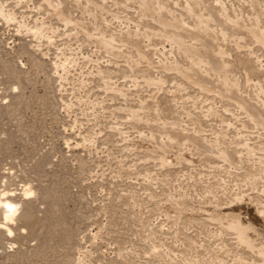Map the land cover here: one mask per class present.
I'll return each mask as SVG.
<instances>
[{
  "label": "rangeland",
  "instance_id": "obj_1",
  "mask_svg": "<svg viewBox=\"0 0 264 264\" xmlns=\"http://www.w3.org/2000/svg\"><path fill=\"white\" fill-rule=\"evenodd\" d=\"M54 1L81 33L45 0H0V264H264V188L245 185L252 173L264 181V130L237 101L264 117V43L248 34L256 28L264 40V13L252 15L255 26L239 0H194L216 19L241 12L248 25L231 41L206 38L217 68L197 74L223 88L230 68L233 97L191 83L181 69L195 66L165 36L132 38L144 58L134 73L87 39L157 32L127 0H79L99 10L96 21L74 0ZM159 1L165 19L179 14L195 30L183 0ZM243 203L257 219L249 238L235 232L232 209Z\"/></svg>",
  "mask_w": 264,
  "mask_h": 264
},
{
  "label": "bare ground",
  "instance_id": "obj_2",
  "mask_svg": "<svg viewBox=\"0 0 264 264\" xmlns=\"http://www.w3.org/2000/svg\"><path fill=\"white\" fill-rule=\"evenodd\" d=\"M47 7L51 8L49 10L51 16H55L57 18V20L61 21L62 23H64L65 26L72 24L71 20L69 17H66L62 11L60 10V7H58V4L56 1L54 0H45ZM163 1V0H162ZM181 1V0H180ZM199 1V0H198ZM238 1V0H237ZM52 2L54 4H52ZM76 6L78 9L81 10L82 14H87L88 16H90L94 21H96L97 19H100V13L99 10L96 9V7L91 8V6L89 5L88 2H85V5L80 7V2L79 0H74ZM127 2L135 5V7L138 9V15L139 18L141 19L140 21H142L143 18H147L149 20H152L155 22V24L158 27L157 32H152L150 31V33L147 32H139V29H137L135 31V34H128L127 38L125 39V42L128 41V43H123L124 40H115L114 38L111 37H105L101 32H97V36H86L87 39H89L90 41L94 42L95 45L101 50L103 49L105 53H107L110 56L116 57V58H122L123 61L125 63H127V65L130 68V71L132 73L136 72V63L134 62H138L143 60V55L141 53L140 48H138L137 44L140 43L138 42V40L135 42L132 40V38H136L139 37V35L146 40H149L151 37L156 36V34L160 35V36H165V39L171 44V47L176 48L175 50L177 51V53L180 55V57L182 56L186 61H191L192 64L195 66V68H182L181 70L183 71V74H186V78L194 84V81L196 82H200L203 85H199L200 89H203L205 87V85H208V87H211L213 89H218L220 92H224L225 95V91L228 92L229 94H233V92H235V85L232 81V78H230L229 80V76L228 73H230V68L228 70H226V67H224L222 69V73L220 72V74H222L224 77L220 79L221 83L223 84V88H219L218 87V83L215 84L217 86H213V82L208 81L206 79H203L201 76H206L207 72L209 71L211 72V70L213 72H215L214 70L217 68V66L215 67L214 64L217 61H212L211 58H213L211 56V51L210 49L211 44L213 42H215L216 44H218L219 42H221L222 39H227V41H231L229 39V37L231 38V36H238L237 34V29L239 30V28H243V29H248V25L246 26L243 22V20H240L239 17L241 16L240 13L238 12L235 14V18L237 19L236 21H231L229 17H224L223 15H217L220 16L222 18L221 19H216L214 17L213 12L210 13L207 10H204L206 8H202V4L200 5L202 9H200V7L198 6V4H196L194 2V0H183L184 2V7L183 9H188L189 11H187V13L191 16V18L194 20V25H195V30H190L188 27V30H186L184 28V24L182 23V19L179 15L177 17V15H173L170 17V20H167L164 18V13H165V8L163 6V3L160 2L159 0H127ZM201 2V1H200ZM206 2V1H204ZM239 2H243L245 5L248 4L251 16L252 15H257L259 13H264V0H239ZM238 2V4H239ZM126 3V2H125ZM236 3V2H235ZM121 4V3H120ZM207 4V3H206ZM220 4V3H219ZM237 4V5H238ZM45 5V6H46ZM236 5V4H234ZM240 5V4H239ZM243 5V4H242ZM221 6L223 7V4H221ZM220 6V7H221ZM207 7V6H206ZM219 7V6H218ZM220 8V9H226V8ZM231 7V6H230ZM244 7V5H243ZM48 8V9H49ZM127 8V7H126ZM215 8V7H214ZM235 8V7H234ZM247 8V7H246ZM92 9V11L90 10ZM133 9V8H132ZM262 9V11H261ZM213 9H211L212 11ZM235 10V9H234ZM238 10V8L236 9ZM243 10V8H242ZM248 11V10H247ZM215 12V11H214ZM249 12V11H248ZM247 12V13H248ZM197 14V16H194L192 14ZM248 13V14H250ZM262 13V14H263ZM217 14V13H216ZM10 15V14H9ZM261 15V14H260ZM246 16V15H245ZM244 16V20L246 19ZM249 16V15H248ZM253 17L252 19V24H254L255 26H257L258 21L257 19H255V17ZM12 17V16H11ZM10 16L5 17V19H7L9 21V19L11 18ZM243 17V16H242ZM262 17V16H261ZM127 19V18H126ZM227 19V20H226ZM233 19V18H232ZM6 20V22H7ZM248 20H251L248 18ZM80 22V21H79ZM246 22V20H245ZM223 23H228L230 24L229 26L233 27H237L234 28V30H231V27H226L223 25ZM227 24V25H228ZM247 24V23H246ZM71 26H73L74 28V32H80L81 33V27H79L78 24H72ZM186 27V26H185ZM155 29H157L155 27ZM97 30V29H96ZM99 30V29H98ZM171 30V31H168ZM248 34L253 37L257 43L259 44H263L264 40L261 37V35H259V30L256 28H251L248 29ZM36 31V30H35ZM83 31V29H82ZM102 31V29H101ZM143 31V30H142ZM176 33H175V32ZM178 31V32H177ZM182 32H185L186 35L184 36ZM240 31V30H239ZM41 32V31H40ZM85 32V31H84ZM149 32V31H148ZM240 33V32H239ZM85 34V33H84ZM263 34V33H262ZM87 35V34H86ZM110 36V35H109ZM240 37V36H239ZM116 38V37H115ZM118 38V37H117ZM121 38V37H120ZM140 38V37H139ZM206 38H209L212 43H210L209 41L206 40ZM119 39V38H118ZM127 39V40H126ZM138 39V38H137ZM142 39V40H143ZM242 39V38H241ZM233 41H239L240 38H236V39H232ZM138 42V43H137ZM142 42V41H141ZM135 43H137L136 45H134ZM214 44V43H213ZM139 45V44H138ZM141 45V44H140ZM221 45V44H220ZM118 46H124L125 47V51H121V50H117ZM217 47V46H216ZM221 47V46H220ZM155 48V47H154ZM217 49V48H216ZM132 50V51H131ZM134 50V51H133ZM214 50V49H213ZM219 50V49H218ZM216 51V50H215ZM221 51V48L219 50V52ZM225 51V50H224ZM217 52V51H216ZM224 53V52H223ZM177 54V55H178ZM215 55H217L215 53ZM214 55V56H215ZM220 55V54H218ZM222 55V54H221ZM220 58V56H219ZM222 58V57H221ZM224 59V57H223ZM222 59V60H223ZM176 60V59H174ZM172 60V61H174ZM180 60V59H178ZM222 60L221 61L222 63ZM172 63V62H171ZM184 63V62H183ZM199 63H203V64H209V69L208 70H204L203 72H201L197 67ZM218 63V62H217ZM217 63L215 65H217ZM224 63V60H223ZM226 63V62H225ZM224 63V64H225ZM240 63V62H239ZM138 64V63H137ZM168 64V63H167ZM180 64V63H179ZM177 64V65H179ZM182 64V63H181ZM228 65V64H226ZM167 66V65H166ZM169 66V65H168ZM167 66V67H168ZM221 66V65H220ZM219 66V68H220ZM64 67V66H63ZM173 67H175L176 69H178V66L173 65ZM181 67V66H180ZM179 67V68H180ZM244 67V66H243ZM172 68V67H171ZM242 68V66H241ZM219 70V69H217ZM179 71V70H178ZM235 71V70H234ZM212 72V73H213ZM218 72V71H217ZM246 72V71H245ZM131 73V74H132ZM198 73H202L203 75L199 76L197 75ZM234 73V72H233ZM101 74V79L103 80V82L105 83L104 88L105 91L108 92L113 90L114 87L112 85V81H110V76L108 74H104V73H100ZM206 74V75H205ZM216 75V74H215ZM219 75V73L217 74ZM211 76V75H210ZM226 76V77H225ZM231 76V74H230ZM209 77V76H208ZM245 77V76H244ZM145 78V77H144ZM147 78V77H146ZM211 78V77H209ZM213 78V77H212ZM216 78H218L216 76ZM215 78V79H216ZM245 79V78H244ZM247 79V77H246ZM211 80V79H210ZM213 80V79H212ZM228 82L232 81V83H228ZM234 80V79H233ZM239 80V79H238ZM218 81V80H217ZM146 82V81H145ZM235 82V81H234ZM237 82V81H236ZM146 83L151 84L153 83V81H147ZM199 83V84H200ZM221 84V85H222ZM195 85V84H194ZM210 85V86H209ZM238 85V84H237ZM261 87V86H260ZM237 88V87H236ZM204 90V89H203ZM234 90V91H233ZM260 93V92H259ZM237 94V92L235 93ZM258 95V94H257ZM256 95V96H257ZM229 96V95H227ZM234 97V95H232ZM231 96V97H232ZM236 96V95H235ZM239 96V95H237ZM241 96V95H240ZM230 97V96H229ZM232 97V98H233ZM242 97V96H241ZM240 97V99H237V101L241 104L240 108L244 111L245 115L250 119V121L254 124V126H256L259 130L263 131L264 130V117L262 116L263 114H259L257 111H254L249 105L248 103H245L243 100H241L242 98ZM246 97V96H245ZM250 97V96H249ZM236 98V97H235ZM234 99V98H233ZM257 99V98H256ZM259 99V97H258ZM235 100V99H234ZM252 102V101H251ZM258 102V101H257ZM259 103V102H258ZM251 104V103H250ZM260 104V103H259ZM262 106L264 108V104L262 103ZM255 108V107H254ZM258 110V109H256ZM143 112V110H142ZM145 112V111H144ZM132 113V112H131ZM143 114L141 112H133L132 113V118L134 121H137L138 118H143ZM148 116L150 114L146 113ZM161 118L159 115L156 117H154V119H158ZM163 120V119H162ZM156 123V122H155ZM159 124V123H158ZM152 128V127H151ZM167 128V127H166ZM160 130V129H159ZM164 130V129H163ZM168 131V130H167ZM159 132V131H158ZM150 133V132H149ZM171 135V134H170ZM173 137V135L171 136ZM148 138H150L148 136ZM152 138V137H151ZM175 138V137H174ZM180 138V137H179ZM178 138V139H179ZM150 140V144L146 146V149L148 150V152H152L154 154H157V157H159V161L161 166L165 165V160L167 158V156L165 155V152L163 151H159L152 142V139ZM180 140V139H179ZM190 140V139H189ZM191 143V142H190ZM187 144V143H185ZM193 143H191L192 145ZM197 144V143H196ZM189 145V144H188ZM190 146V145H189ZM188 147V146H187ZM158 150V151H157ZM219 157V155H217ZM222 159H224L225 161H228L229 159H227V157L223 156ZM249 170V169H248ZM263 170V169H262ZM258 172V171H257ZM251 174V173H250ZM253 174V173H252ZM250 175L247 178V181L245 183L246 186H248L251 190L253 189H258V185L262 184V186L264 188V181L263 179H259V175L257 174L256 178H255V173L253 175ZM259 176V177H258ZM263 176V175H262ZM263 181V182H262ZM240 186V185H239ZM222 190V189H221ZM263 190V189H262ZM260 191V190H259ZM252 192V191H251ZM249 193V192H248ZM206 195V194H205ZM172 199V198H171ZM249 199V197H248ZM246 200V199H245ZM250 200V199H249ZM174 203H176L177 201H173ZM232 202V201H231ZM246 202V201H245ZM239 203V202H238ZM242 203V202H241ZM235 205V204H233ZM177 208V207H176ZM236 215H233L235 222L237 224L238 227H236L237 229L235 230L236 234L239 235L238 237L240 238H249V236H252V232L257 233V230L255 229V225L257 223V219L251 214V211L249 210V207L247 206V204L243 203L240 205H237L236 207H234L232 209ZM233 214V213H232ZM241 216H245V218L241 217ZM231 217V216H230ZM232 218V217H231ZM262 227V226H261ZM234 229V228H233ZM233 231V230H232ZM250 236V237H251ZM149 237V236H148ZM150 238V237H149ZM148 238V239H149ZM240 240V239H239ZM245 240V239H244ZM251 240V239H250ZM245 242V241H244ZM248 242V241H247ZM243 244V243H242ZM241 245V244H240ZM249 244H247L248 246ZM246 247V246H245ZM247 248V247H246ZM245 248V249H246ZM250 248V247H249ZM261 248V247H260ZM259 248V250H261ZM258 250V251H259ZM257 251V252H258ZM260 252V251H259ZM262 252V251H261ZM264 252V251H263ZM259 255L261 253H258ZM257 254V255H258ZM261 256V255H260ZM259 256V257H260ZM239 260V259H238ZM263 260V259H262ZM214 261V260H213ZM167 262V261H166ZM216 263V262H215ZM169 264H176L174 261H171Z\"/></svg>",
  "mask_w": 264,
  "mask_h": 264
}]
</instances>
